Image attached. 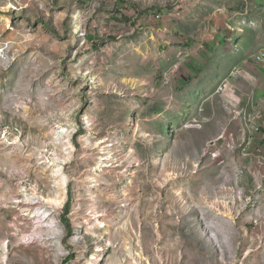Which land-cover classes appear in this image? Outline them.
Returning a JSON list of instances; mask_svg holds the SVG:
<instances>
[{
	"label": "rangeland",
	"instance_id": "rangeland-1",
	"mask_svg": "<svg viewBox=\"0 0 264 264\" xmlns=\"http://www.w3.org/2000/svg\"><path fill=\"white\" fill-rule=\"evenodd\" d=\"M258 56L264 0H0V264H264Z\"/></svg>",
	"mask_w": 264,
	"mask_h": 264
},
{
	"label": "crops",
	"instance_id": "crops-1",
	"mask_svg": "<svg viewBox=\"0 0 264 264\" xmlns=\"http://www.w3.org/2000/svg\"><path fill=\"white\" fill-rule=\"evenodd\" d=\"M220 56L221 55H218V61H220ZM217 64H218V62H217ZM201 77H202V80H201L202 84L201 85H203V86L198 87V84L197 85L194 84L193 93L196 94L197 96L204 94L206 92V88H209L212 85L210 82H208L210 79H209V77H207V75L205 73Z\"/></svg>",
	"mask_w": 264,
	"mask_h": 264
},
{
	"label": "built area",
	"instance_id": "built-area-1",
	"mask_svg": "<svg viewBox=\"0 0 264 264\" xmlns=\"http://www.w3.org/2000/svg\"><path fill=\"white\" fill-rule=\"evenodd\" d=\"M257 60L259 63H261L262 65H264V57L263 56H258Z\"/></svg>",
	"mask_w": 264,
	"mask_h": 264
},
{
	"label": "trees",
	"instance_id": "trees-1",
	"mask_svg": "<svg viewBox=\"0 0 264 264\" xmlns=\"http://www.w3.org/2000/svg\"><path fill=\"white\" fill-rule=\"evenodd\" d=\"M70 204L69 202L66 204V210L69 208Z\"/></svg>",
	"mask_w": 264,
	"mask_h": 264
},
{
	"label": "bare ground",
	"instance_id": "bare-ground-1",
	"mask_svg": "<svg viewBox=\"0 0 264 264\" xmlns=\"http://www.w3.org/2000/svg\"><path fill=\"white\" fill-rule=\"evenodd\" d=\"M33 201V200H32ZM52 225H54L53 223H52Z\"/></svg>",
	"mask_w": 264,
	"mask_h": 264
}]
</instances>
